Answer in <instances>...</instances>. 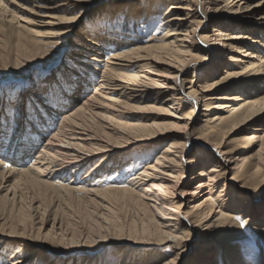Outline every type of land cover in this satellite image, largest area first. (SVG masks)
Returning a JSON list of instances; mask_svg holds the SVG:
<instances>
[{
  "label": "bare ground",
  "instance_id": "bare-ground-1",
  "mask_svg": "<svg viewBox=\"0 0 264 264\" xmlns=\"http://www.w3.org/2000/svg\"><path fill=\"white\" fill-rule=\"evenodd\" d=\"M93 1L0 0V264H264V34L243 27L264 0H158V37L84 30L53 57ZM54 202L114 237L46 230Z\"/></svg>",
  "mask_w": 264,
  "mask_h": 264
},
{
  "label": "rangeland",
  "instance_id": "rangeland-1",
  "mask_svg": "<svg viewBox=\"0 0 264 264\" xmlns=\"http://www.w3.org/2000/svg\"><path fill=\"white\" fill-rule=\"evenodd\" d=\"M158 0H94L91 3H84L83 5V10H81L80 7H78L77 9H75L74 14H71L73 17L77 15L76 20H75V25L80 26V28L78 30H75L73 32H71L68 35H66L65 38L61 39V41H59V43L57 44V46H55L56 48L54 49V53L52 55H54L53 57H56L58 52L60 51H64L66 52L65 57H67L69 60L72 59V51H74V45L76 44V42H78V39H80V35L81 32H84V30L88 33H94V32H101V33H105L102 34L103 36H106L109 32H112V34L117 33L119 30H121V28H123L125 25L127 26H131L133 25V27L135 28V30H133V32L135 33L134 35H139L141 37H150V36H156L158 37V32L156 30L157 24L155 25H151L148 24L142 26L140 23H138V19L141 18V13L145 8L149 7L152 8L153 6H150L151 4L156 3ZM20 2V1H19ZM19 2H14L17 6L21 5L19 4ZM58 2V1H57ZM169 3V1L167 2V4ZM96 7V9H98L95 13L90 14V10H88L87 8H89L90 6ZM98 7V8H97ZM10 9V6L8 7ZM154 8V7H153ZM22 9H25V13L19 12L17 14V17L20 18V20H22L21 22H25L27 21L30 15L26 14L27 12H30L29 7H26V4L24 6H22ZM134 10V12H136L137 14H135L137 17L133 16L131 13H129V11ZM164 9H160L159 12H155L153 15V18H155V20L158 17L159 13H162ZM55 13H61L62 15V11H56ZM64 15V13H63ZM264 15V8H260L258 9V11L253 14L252 16H243L246 17L247 19L244 20V25L243 27L247 30V29H253L256 30L258 32H261L262 34H264V20H262L260 17ZM40 16V15H38ZM42 17H36V20L41 19ZM225 18H228L227 20H230V18H235L232 15H228L226 13ZM45 21V20H44ZM137 23V24H135ZM23 24V23H22ZM135 24V25H134ZM41 26V25H38ZM63 27H69V25L64 26H58V27H53L54 29H58V28H63ZM32 29H36V31H39L41 33H45L48 32L50 29L49 27H36L33 26L31 27ZM120 32V31H119ZM160 35V34H159ZM103 39V38H102ZM104 40V39H103ZM46 62L45 60L40 61L39 62V66H43L45 65ZM199 65V64H198ZM199 67V74H203V72L205 73V71H207V67H202V66H198ZM20 75H24V71H19L18 72ZM201 75H196V73L193 72L192 69H190L189 71V75L187 77V82H190L192 80H199V77ZM222 75V72L221 74ZM219 75V76H220ZM38 78H39V74L35 73L34 75L30 76V81L28 83H31V85L33 84H37L38 83ZM189 86V85H188ZM22 87V84L19 85L17 87V94H20L19 90ZM4 94H8L9 93V89L8 88H4L2 89ZM1 105L2 103L0 102V109H1ZM128 122H131L130 120H127ZM238 134H240V132L236 133L235 135H233V137L231 138H235L238 136ZM239 148V147H236ZM241 148V147H240ZM239 148V149H240ZM144 154V150L143 148L137 147L135 145H133V148H130L126 151H124L121 154V157L119 156V159H123V160H127V157L129 156H134L136 154ZM247 153L242 154L241 156H245ZM230 177V175H229ZM264 195V192L262 193ZM31 195V194H30ZM27 195V194H23V196L25 199L22 200V202L24 201V204L28 205V203H30V198L31 196ZM44 203H43V207L42 209H44L46 211V214L44 216V218H46L49 223L48 226H46V230L49 229L51 222L53 221V219L57 220V223L59 225V223H62L61 225V229L63 231V233H65L67 236H71L72 233L75 235V239L78 240L80 239V237L86 233H88L89 229L91 231H89L92 235V238H112L114 237V231L111 227H109L108 224H103L104 228H101V230L97 227L92 229L93 225L91 226L90 223L84 222L81 218V214L78 212H75V209H73L72 207H68L64 204L60 205V211L57 213V215H54L55 210L58 206L57 202H54L52 204H48V207H44ZM5 209L6 210H10L11 206L10 205H5ZM116 213V217L118 219V223L120 224V226L122 228H124V230L126 231L127 227L129 226V222L131 221V219H134V214L132 211H129L127 213L122 212V211H118L115 210ZM97 218V217H95ZM101 222H103L102 219H97ZM109 221L110 218H108ZM111 224V223H109ZM95 227V226H94ZM97 229V230H95ZM114 241V240H113ZM109 247V246H107ZM102 260L101 264H119L122 262L123 258L122 257H118L116 260H112V261H108V258L105 257Z\"/></svg>",
  "mask_w": 264,
  "mask_h": 264
},
{
  "label": "snow or ice",
  "instance_id": "snow-or-ice-1",
  "mask_svg": "<svg viewBox=\"0 0 264 264\" xmlns=\"http://www.w3.org/2000/svg\"><path fill=\"white\" fill-rule=\"evenodd\" d=\"M237 219H239V218H237ZM244 226V224H243V222L241 221V227H243Z\"/></svg>",
  "mask_w": 264,
  "mask_h": 264
}]
</instances>
